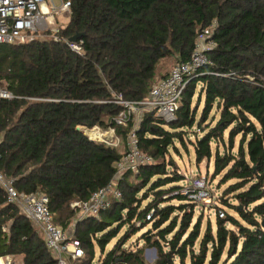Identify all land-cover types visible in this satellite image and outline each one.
I'll return each instance as SVG.
<instances>
[{
	"label": "trees",
	"instance_id": "1",
	"mask_svg": "<svg viewBox=\"0 0 264 264\" xmlns=\"http://www.w3.org/2000/svg\"><path fill=\"white\" fill-rule=\"evenodd\" d=\"M66 1L70 20L60 40L0 43V80L17 96L0 98V169L18 191L48 195L56 224L68 230L78 212L71 202L113 181L134 131L155 161L124 173L122 197L99 216L77 220L78 263L149 264L151 247L155 264H264V0ZM205 29L211 63L188 79L175 118L144 111L139 123L131 116L118 124L125 108L115 96L144 101L168 74L160 63L188 60ZM76 34L80 52L68 43ZM80 126L113 127L125 144L96 142ZM188 130L196 163L213 161L219 186L228 184L215 207L225 216L216 212L205 226L182 193L179 167L166 159ZM8 254L23 264H56L0 184V257Z\"/></svg>",
	"mask_w": 264,
	"mask_h": 264
},
{
	"label": "built area",
	"instance_id": "2",
	"mask_svg": "<svg viewBox=\"0 0 264 264\" xmlns=\"http://www.w3.org/2000/svg\"><path fill=\"white\" fill-rule=\"evenodd\" d=\"M58 13L70 14V1L59 0H0V43L12 44L23 43L36 38L53 37L60 40L58 35L61 26L55 23V15ZM50 33H46V31ZM42 36V37H40ZM212 36L211 29H205L197 38V45L188 60L178 61L169 73L159 78L152 86L148 97L141 102H130L116 95L114 102L123 105L125 108L116 118L118 124H125L131 116L139 123L141 112L151 111L158 118L170 121L175 118L183 92L190 76L199 68L211 63L208 51L213 42L208 41ZM205 41V43L203 42ZM70 47L80 52L81 45L77 42L68 41ZM17 96L9 90L4 80H0V98L13 99ZM139 110L138 116L133 111ZM80 129L92 140L118 147L120 138L113 127L103 129L99 126L88 128L80 126ZM104 131L100 136L98 131ZM1 158V154H0ZM155 161L154 157L143 151L139 146L136 133L132 131L128 135L127 145L123 154L116 161V175L113 181L107 186L93 191L86 200H75L71 206L78 210L80 218L87 216H99L100 213L111 205L112 198L122 197V191L118 186L120 177L127 171H138L144 164ZM190 179V178H189ZM0 184L4 188L7 201L16 204L22 212L39 228L43 234L47 248L56 258V264H72L84 255V249L80 241L68 234L61 226L56 224L55 216L50 208L48 195L42 192L26 194L20 192L14 185V179L6 176L0 169ZM191 202L196 204V209L212 202L206 178H191L188 184L182 189ZM220 217L225 216L223 210H215ZM80 220V219H79ZM6 229V228H5ZM3 264H23V261L16 258V255L1 256Z\"/></svg>",
	"mask_w": 264,
	"mask_h": 264
},
{
	"label": "rangeland",
	"instance_id": "3",
	"mask_svg": "<svg viewBox=\"0 0 264 264\" xmlns=\"http://www.w3.org/2000/svg\"><path fill=\"white\" fill-rule=\"evenodd\" d=\"M56 3H59V0H54ZM55 23L56 25L59 26H65L68 22H69V18H70V14L69 13H58V15H55ZM69 17V18H68ZM49 31V30H48ZM46 31V32H48ZM42 37V36H40ZM203 42V41H202ZM205 43V41L203 42ZM178 62V60L176 58H169L167 60H164V62L161 64V73L162 74H167L169 69H171L176 63ZM134 116H138L139 110H135L133 111ZM143 112H141L142 114ZM141 115H139L138 117H140ZM196 129V128H194ZM192 130H188V134L185 136V143H182L178 140H176V144L177 145V149H173L170 148V151L168 152V154L166 155V159L167 160H173L175 161V163L177 164V166L179 167V171L181 173V175L184 176L183 181H181L182 185H187L189 180L191 178H195V177H200L202 178H206V183L208 186V189L210 191V193L212 194V202L208 205L203 206L201 209H196V214H202L203 215V226H205L207 219H211V221H214L215 219V207H218V197H220L221 192L223 191L224 188L227 187L228 184H223L221 187L219 186L220 184V180H221V176H215L213 174L214 171V165H213V161L212 162H207L206 160L202 161L200 164L196 163L195 160V154H194V148L191 145L190 141H189V136L191 139H194V137L191 135L193 134L191 132ZM190 134V135H189ZM119 137V136H118ZM120 138V144L117 148H121L124 144L125 141H123L122 137ZM190 178V179H189ZM134 177L131 176L130 177V181H133ZM203 210V211H201ZM79 219H83L80 218V214L77 212V216L74 219V221L72 222V224L68 227V230H66V232L68 234H70L72 232V229L75 227V224L77 222V220ZM139 225V223H138ZM38 231L39 228L37 227ZM140 234L134 235L127 243V246L130 245V243H137V238L139 237ZM115 241V240H114ZM114 241H112L107 248H111V246L113 245ZM138 245L143 246V241H140L138 243ZM97 255L100 254L99 249H97ZM144 256L146 258V260L148 261L149 264H155V260L157 258V253L154 251L153 248L151 247H146L145 249V253ZM16 258H18V260H20L19 256H16ZM72 264H79L78 260H73Z\"/></svg>",
	"mask_w": 264,
	"mask_h": 264
},
{
	"label": "water",
	"instance_id": "4",
	"mask_svg": "<svg viewBox=\"0 0 264 264\" xmlns=\"http://www.w3.org/2000/svg\"><path fill=\"white\" fill-rule=\"evenodd\" d=\"M81 36H82V34H76V35L72 36L69 40L76 42ZM153 249L156 252V249L155 248H153Z\"/></svg>",
	"mask_w": 264,
	"mask_h": 264
},
{
	"label": "crops",
	"instance_id": "5",
	"mask_svg": "<svg viewBox=\"0 0 264 264\" xmlns=\"http://www.w3.org/2000/svg\"><path fill=\"white\" fill-rule=\"evenodd\" d=\"M69 18V17H68ZM70 19V18H69ZM164 61H162L161 63H160V67H161V64L163 63ZM171 69H169V71H170ZM160 71H161V68H160ZM169 71H168V73H169ZM162 76H164V74H162ZM40 231V230H39ZM40 233H41V231H40ZM41 235L43 236V234L41 233ZM19 257H20V259L22 260V256H20L19 255Z\"/></svg>",
	"mask_w": 264,
	"mask_h": 264
},
{
	"label": "bare ground",
	"instance_id": "6",
	"mask_svg": "<svg viewBox=\"0 0 264 264\" xmlns=\"http://www.w3.org/2000/svg\"><path fill=\"white\" fill-rule=\"evenodd\" d=\"M98 134H99L100 136H103V135H104V131L99 130V131H98ZM0 264H3L1 259H0Z\"/></svg>",
	"mask_w": 264,
	"mask_h": 264
}]
</instances>
